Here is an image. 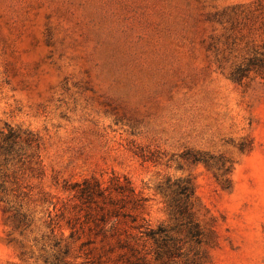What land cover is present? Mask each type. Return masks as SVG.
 I'll return each mask as SVG.
<instances>
[{"label":"rangeland","instance_id":"rangeland-1","mask_svg":"<svg viewBox=\"0 0 264 264\" xmlns=\"http://www.w3.org/2000/svg\"><path fill=\"white\" fill-rule=\"evenodd\" d=\"M109 196L264 264V0H0V264H106Z\"/></svg>","mask_w":264,"mask_h":264},{"label":"trees","instance_id":"trees-1","mask_svg":"<svg viewBox=\"0 0 264 264\" xmlns=\"http://www.w3.org/2000/svg\"><path fill=\"white\" fill-rule=\"evenodd\" d=\"M112 180H114V188L118 189L119 180L117 178ZM86 183L82 193L87 197L91 198L93 194L87 190L89 184L94 186L95 192L102 193L96 181ZM126 183L129 182L126 180ZM83 201L88 206V218L100 236L102 251L105 255L104 263L168 264L163 258H169L176 253L174 240L169 234L168 227L161 225L153 228L147 223L139 222L136 215L132 213L142 200H112L109 196V200ZM92 204H95L96 208L92 207ZM188 233L191 236L200 234L197 229H189Z\"/></svg>","mask_w":264,"mask_h":264}]
</instances>
